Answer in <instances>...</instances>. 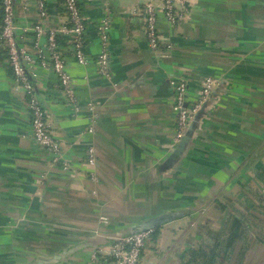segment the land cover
Wrapping results in <instances>:
<instances>
[{"label": "crops", "instance_id": "1", "mask_svg": "<svg viewBox=\"0 0 264 264\" xmlns=\"http://www.w3.org/2000/svg\"><path fill=\"white\" fill-rule=\"evenodd\" d=\"M78 1L88 61L73 56L71 34L59 39L79 109L64 102L49 61L28 67L69 169L34 139L28 96L0 45V264H47L79 244L58 264H84L91 238L174 210L185 214L150 234L140 264H264V0H189L173 24L160 12L157 50L145 0ZM43 3L40 16L37 0H14L15 40L30 54L34 42L45 52L35 25L66 22L59 0ZM103 48L108 75L96 62ZM204 75L219 91L177 163L161 167L176 144L173 82L186 79L190 104Z\"/></svg>", "mask_w": 264, "mask_h": 264}, {"label": "built area", "instance_id": "2", "mask_svg": "<svg viewBox=\"0 0 264 264\" xmlns=\"http://www.w3.org/2000/svg\"><path fill=\"white\" fill-rule=\"evenodd\" d=\"M44 0H37L40 16L45 15ZM63 8V15L66 22L60 26L44 28L35 25L33 31L38 38L42 34L46 37L45 52L41 50L37 42H34V54L20 49L15 40V12L14 0H0L1 22L0 40H3L7 48L6 59L16 80L23 86L28 96V113L31 119L34 139L50 152L54 158L53 162L61 168L69 169L70 163L59 157L58 142L52 136L45 118V111L34 92L30 80L28 67L35 60L44 64L50 62L54 73L57 75L64 102L72 106L74 111L79 109L72 87L71 76L66 69L65 56L61 50L60 34H71V50L73 56L79 63H86L88 58L84 51L85 26L78 0H59ZM189 0H145L142 4L144 18V32L148 45L151 49L157 50L163 40L157 15L163 12L170 23L180 20L187 11ZM98 32L102 41L107 38V21L103 20L98 25ZM169 46V45H168ZM97 67L100 73L109 74L108 53L103 48L96 58ZM219 83V79L212 75H204L197 87V97L190 104L187 103V81L179 77L173 82L174 111L176 113V135L177 143L181 135L186 131L194 114L201 107L202 103L209 97L210 93ZM91 130V128H90ZM87 160L94 164L95 156L92 148L88 149ZM150 237V230L138 231L128 236L120 237L113 242L103 244L94 248L88 254L84 264H140L142 250Z\"/></svg>", "mask_w": 264, "mask_h": 264}, {"label": "water", "instance_id": "3", "mask_svg": "<svg viewBox=\"0 0 264 264\" xmlns=\"http://www.w3.org/2000/svg\"><path fill=\"white\" fill-rule=\"evenodd\" d=\"M220 82L216 85V87L213 89V91L210 93L209 97L202 103L201 107L198 109V111L194 114L191 122L189 123L186 131L181 135L179 141L175 144L173 152L169 155V157L162 163L161 167L169 168L173 166L175 163H177L178 159L182 156L184 151L186 150L187 146L189 145L190 141L193 138V135L195 133V130L198 128L200 121L203 119L205 114L207 113L208 110V104L212 102L218 91H219V86ZM185 214V211L183 210H174L170 212H164L155 216H151L149 218H146L144 220H141L140 222H137L135 224L130 225L126 231L119 233V234H113L112 237H96V238H91L94 240L96 244H94L91 247V250L94 248H97L103 244L113 242L114 240L128 236L130 234H133L138 231H143V230H153L160 226L161 224L168 222L171 219H174L176 217L182 216ZM100 241L97 243V241ZM79 245L76 246H71L67 247L64 249L61 253H56L53 255L51 258L52 260L50 261H44L47 264H58L59 262L63 261L66 259L68 256L74 254L76 250H78ZM90 250V251H91ZM38 264H41V261L38 262Z\"/></svg>", "mask_w": 264, "mask_h": 264}, {"label": "trees", "instance_id": "4", "mask_svg": "<svg viewBox=\"0 0 264 264\" xmlns=\"http://www.w3.org/2000/svg\"><path fill=\"white\" fill-rule=\"evenodd\" d=\"M62 11H63V9H62ZM0 12H1V9H0ZM0 22H1V16H0ZM0 45H2V46L4 47V51H5V53H6V52H7V48H6L5 43H4L3 40H0ZM156 231H157V228L151 230V231H150V234H151V235H154Z\"/></svg>", "mask_w": 264, "mask_h": 264}]
</instances>
